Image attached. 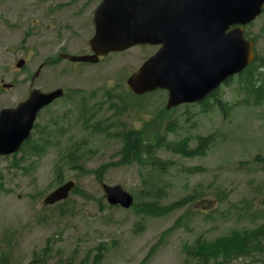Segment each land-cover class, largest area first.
Returning a JSON list of instances; mask_svg holds the SVG:
<instances>
[{
	"label": "rangeland",
	"instance_id": "obj_1",
	"mask_svg": "<svg viewBox=\"0 0 264 264\" xmlns=\"http://www.w3.org/2000/svg\"><path fill=\"white\" fill-rule=\"evenodd\" d=\"M75 12L72 0H0V109L14 108L31 90L63 89L67 95L36 120L39 129L51 119L62 121V137L56 143L27 157L16 169L11 167L15 158H0V251L8 253V264H197L187 250L198 240L210 242L264 224V173L252 162L264 156V106L237 105L242 97L235 81L221 85L218 92L230 108L227 116L218 109L202 113L193 105L180 106L168 116L174 127L167 134L171 145L186 140L194 148L196 138L213 136L204 155L187 159L163 149L158 155L172 164L166 172L119 166L121 143L114 136L122 126L139 128L149 121L145 113L151 108L145 105L144 113L136 107L117 118L108 109L110 100L117 102L127 93L126 79L149 52L131 49L108 55L96 65L60 59L62 54L88 52L90 13L79 18ZM246 32L254 40L255 53L264 58V8ZM19 60L25 61L21 69L15 66ZM75 91L81 94L72 98ZM82 98L89 100L86 110L94 108L96 114L87 126L81 124L77 106ZM149 100L155 104L156 98ZM165 103L164 94L163 107ZM94 123L104 133L93 132ZM68 181L80 194H71L60 208L43 207V198ZM99 183L120 186L134 206L152 201L156 189L163 194L159 204L164 206L192 194L200 198L175 213L154 217L133 206H109ZM217 196L223 199L219 205ZM243 200L249 206L244 208H251L247 214L231 210ZM214 207L221 215L213 214ZM255 211L263 215L260 221L248 217ZM180 217V227L162 235ZM46 247L47 256L33 261V255ZM229 264H264V255Z\"/></svg>",
	"mask_w": 264,
	"mask_h": 264
},
{
	"label": "water",
	"instance_id": "obj_2",
	"mask_svg": "<svg viewBox=\"0 0 264 264\" xmlns=\"http://www.w3.org/2000/svg\"><path fill=\"white\" fill-rule=\"evenodd\" d=\"M263 7L264 0H102L92 14L91 54L67 59L96 64L100 57L135 46L161 45L127 78L128 89L134 96L166 91V110L196 104L255 60L254 45L245 39L244 29ZM23 65L20 60L16 67ZM63 95L62 89L32 90L16 108L1 110L0 156L17 153L29 138L37 114ZM74 187L73 181L63 183L44 197L42 205L65 201ZM100 187L109 206L132 207L133 198L120 186L101 183Z\"/></svg>",
	"mask_w": 264,
	"mask_h": 264
},
{
	"label": "trees",
	"instance_id": "obj_3",
	"mask_svg": "<svg viewBox=\"0 0 264 264\" xmlns=\"http://www.w3.org/2000/svg\"><path fill=\"white\" fill-rule=\"evenodd\" d=\"M244 35L246 39L254 42L253 39L249 38L246 31ZM233 81L236 83V91L242 97L241 100L236 102L237 105L252 107L264 106V58L259 57L256 54L255 60L239 75L226 81L224 86H230ZM80 94V91H75L72 92L71 95H74L72 98H77ZM106 96L107 100L111 98L110 95ZM150 98H153V101L156 98L155 104H152V101L149 100ZM163 100L164 93L161 91L136 97L128 90L124 96L121 95L117 98V102L112 99L110 100L108 109L109 111H112V115L117 118L123 116L125 113L136 107L137 109H142L144 113L147 105L151 108V110H147V113H145L150 117L149 121L144 122L139 128H126L122 126L120 132L114 136V138L119 140L121 143V148L118 152L119 160L117 165H136L143 168L157 170L158 172H166L169 168H171L172 164L168 160L164 161L158 155L161 150L165 149L172 154H177L184 158L191 159L204 155L209 146L212 145L214 142L212 135L196 138V146L194 148H189L186 140H181L179 143L174 145L169 144V142H167V134L170 130H174V127L170 124L172 121H168V116L174 110L171 112L166 111L162 106ZM138 101L141 102L138 103ZM85 103L88 104L89 100L82 98L81 103H77V106L79 104L78 108L80 110V118L82 119L81 124L83 121L84 126H87L95 118L96 114L93 115L92 113V110H95L94 108H88L86 110ZM197 107L202 113H208L213 109H218L224 116H227L226 114L230 110L228 105L223 102L218 90L210 93L205 99L197 104ZM95 113H98V110H96ZM164 122H166L165 124H167L168 127L164 128ZM62 126V121L51 119L46 125L42 126V128H34V131L31 133L29 139L23 143L20 152L13 156L16 160L13 162V166L11 167L15 169L18 168V165L27 157L41 154L45 151V149L56 143L57 139L62 137V134L59 132ZM90 127L93 132L104 133V129L101 130L100 126L96 123L91 124ZM17 155H20L18 160L16 158ZM252 162L259 167V170L262 173H264V156L257 155L253 158ZM60 174L61 171L56 168V177L60 178ZM160 192L161 190H154L152 194L153 200L151 199L152 201L141 205H133V207L146 215L164 217L177 212L186 205L194 204L195 201L199 202L198 198H200L199 194H192L164 206L159 204V200L163 196ZM71 194H80L79 189L76 187ZM67 200L56 204L54 207H62ZM222 200L223 199H219L217 196V205L222 203ZM244 201L245 200L239 202L238 204H232L230 206L231 210L237 211L240 209V212H245V214H247L251 208H244L245 206H248ZM251 205H253L252 202ZM262 205H264V196ZM218 212L217 207H214L213 214L221 215V213ZM226 215L228 216L229 213ZM182 217L178 218L172 228L164 232L162 235L169 233L172 229L179 228ZM205 217H209L211 219L210 215H206ZM248 217L257 222L262 219L263 215H261V212L255 211L252 214H248ZM47 248L48 247L43 249L40 255L34 254L33 261H41L44 259V257L47 256ZM153 249H155V247L152 248V251ZM0 252V264H8V253L3 252V249ZM187 254L188 256L193 257L197 264H229L237 258L250 256L252 254H259L263 256L264 224H259L254 229L244 231L242 234L232 233L210 242L198 240L192 250H187Z\"/></svg>",
	"mask_w": 264,
	"mask_h": 264
},
{
	"label": "flooded vegetation",
	"instance_id": "obj_4",
	"mask_svg": "<svg viewBox=\"0 0 264 264\" xmlns=\"http://www.w3.org/2000/svg\"><path fill=\"white\" fill-rule=\"evenodd\" d=\"M81 1H83V0H72V6H73V8L74 9H76V12H75V14H76V16L78 15L79 16V18H82L83 16H84V14H89L90 13V18H89V22H90V24H91V26H92V28H93V33H92V36L94 35V24H93V22H92V14L94 13V11L96 10V8L100 5V3L102 2V0H85V1H83V2H81ZM134 3H137V2H140L141 0H132ZM80 4V6L78 7V8H76V6H77V4ZM153 20V19H152ZM160 24L162 23V21H160L159 22ZM91 36V37H92ZM91 39V38H90ZM89 41V40H88ZM88 43V42H87ZM161 47V45H157V46H154V45H148V44H146V45H139V46H135V47H133V48H131V49H137L139 52H141V51H143V52H145L143 55H145L147 52H149L148 54H146V56H145V60H144V62L146 61V60H148L150 57H152L158 50H159V48ZM130 49V50H131ZM87 54H91V52H90V50H89V48H88V52L87 53H84V54H82V55H87ZM141 54V53H140ZM142 55V54H141ZM59 58L60 59H62V60H64V61H68L67 60V54H62V55H60L59 56ZM102 59V58H101ZM101 59H99V61H101ZM25 62V61H24ZM143 62V63H144ZM142 63V64H143ZM72 65H77V64H73L72 63ZM25 66V65H24ZM23 66V67H24ZM22 67V68H23ZM19 69V68H18ZM21 69V68H20ZM11 88H13V85L11 86ZM165 97H167V93L165 92ZM167 99V98H166ZM15 107H17V106H15ZM14 107V108H15ZM3 109H13V108H2V109H0V111L1 110H3ZM40 113V112H39ZM39 113H38V115H37V117H36V120H37V118H38V116H39ZM36 120H35V125H34V127L36 128L37 127V124H36ZM1 158V157H0Z\"/></svg>",
	"mask_w": 264,
	"mask_h": 264
}]
</instances>
